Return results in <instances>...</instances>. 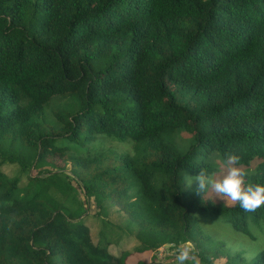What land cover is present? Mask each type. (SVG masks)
<instances>
[{"label": "trees", "instance_id": "trees-1", "mask_svg": "<svg viewBox=\"0 0 264 264\" xmlns=\"http://www.w3.org/2000/svg\"><path fill=\"white\" fill-rule=\"evenodd\" d=\"M228 153L264 185V0H0V166L19 169L0 167V264H127L103 218L93 241L90 200L127 211L118 234L138 252L192 241L201 264H242L243 242L202 224L264 238V205L245 212L185 180Z\"/></svg>", "mask_w": 264, "mask_h": 264}, {"label": "rangeland", "instance_id": "rangeland-1", "mask_svg": "<svg viewBox=\"0 0 264 264\" xmlns=\"http://www.w3.org/2000/svg\"><path fill=\"white\" fill-rule=\"evenodd\" d=\"M98 141H102L103 145L106 147V151L115 152V153H122V152H131V143L128 141H118L116 139L107 138V137H98ZM84 150V149H82ZM66 172L70 173V161L66 163ZM1 169L8 174H16L19 172L17 164L14 163H3L1 164ZM222 168V167H221ZM221 168H219L221 170ZM33 173L36 172V169H30ZM219 170V171H220ZM218 171V172H219ZM23 177L25 173L22 174ZM196 187L194 183L190 188ZM213 194V198L217 200H223V202L227 204H232L233 202L228 201L227 198H221L216 196L215 193L209 192L208 196ZM207 196V193H206ZM85 205L87 210L83 213V219L86 224L90 228V233L92 236L93 241H98L100 239V229H102V218L107 221L108 226L112 227V230L104 229L101 232L105 233L108 239L112 240V242L108 243V250L111 253L118 254L121 249L128 250V256L126 257L127 264H136L138 260H145L151 261L156 258L162 264H171L174 259V256L177 252L178 246L180 244H173V243H165L156 248L155 250H148L143 252H138L134 249L137 244V241L134 237L133 232L118 234L121 230L118 228L121 226L124 231L125 224L127 222L126 215L127 211L123 210L120 204L115 203L112 201L111 203H104V206L97 205L93 200L90 202L85 201ZM97 210H100V214L96 213ZM202 227L209 231L211 234H219V236H223L226 239L224 245L229 246L232 248L233 242L242 241V246L245 247V252L239 257L242 260V264H249V259L253 253H255V248L258 245L264 246V238H262V230L255 227V225L249 226V233H241L240 231L232 229L231 226L227 225L224 222H219L214 218L210 217L204 221ZM191 242L193 245V249L196 250L194 247V243ZM239 243V242H238ZM209 245L211 244L208 243ZM243 258V259H242ZM211 259L213 260L214 264H231L229 261L226 260L224 256H217L212 254Z\"/></svg>", "mask_w": 264, "mask_h": 264}, {"label": "clouds", "instance_id": "clouds-1", "mask_svg": "<svg viewBox=\"0 0 264 264\" xmlns=\"http://www.w3.org/2000/svg\"><path fill=\"white\" fill-rule=\"evenodd\" d=\"M215 156V153L213 154ZM247 173L240 166V157L228 153L224 160L223 167L219 172H209L202 168L195 176H186V186L196 184V192L215 193L216 196L227 198V202L239 203L245 212H255L264 205V185L245 183ZM161 246V245H160ZM201 264V261L194 253L191 242H182L177 249L171 264Z\"/></svg>", "mask_w": 264, "mask_h": 264}]
</instances>
